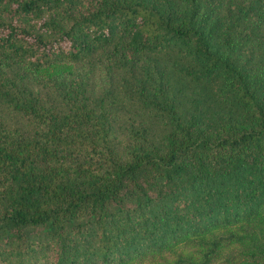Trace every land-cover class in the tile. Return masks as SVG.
Segmentation results:
<instances>
[{
  "label": "trees",
  "instance_id": "1",
  "mask_svg": "<svg viewBox=\"0 0 264 264\" xmlns=\"http://www.w3.org/2000/svg\"><path fill=\"white\" fill-rule=\"evenodd\" d=\"M240 221L264 264V0H0V264H236Z\"/></svg>",
  "mask_w": 264,
  "mask_h": 264
},
{
  "label": "rangeland",
  "instance_id": "2",
  "mask_svg": "<svg viewBox=\"0 0 264 264\" xmlns=\"http://www.w3.org/2000/svg\"><path fill=\"white\" fill-rule=\"evenodd\" d=\"M258 225L253 226L252 223H242L237 222L227 227H221L216 230H212L209 232L210 235L219 234L223 232H231L233 231L236 235H240V239L235 242V245L226 248L221 256L216 259L220 260L225 255H231L234 259V263L243 264L247 262V255L252 248L255 246L257 242L263 243V237L259 234L255 235L254 232L257 231ZM252 237H257L255 240ZM200 248L199 246L189 243L180 241L173 245L170 248H166L161 252L157 253L156 255H147L142 259L134 260L132 262H128V264H164V263H172L174 262L179 256L199 259L200 257ZM225 256V257H226ZM225 259V258H224ZM212 264H225L224 262H213Z\"/></svg>",
  "mask_w": 264,
  "mask_h": 264
}]
</instances>
